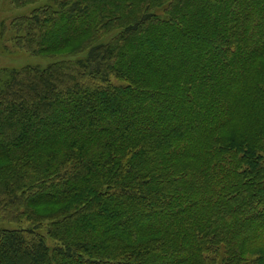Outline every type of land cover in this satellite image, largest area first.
Segmentation results:
<instances>
[{
	"label": "trees",
	"instance_id": "trees-1",
	"mask_svg": "<svg viewBox=\"0 0 264 264\" xmlns=\"http://www.w3.org/2000/svg\"><path fill=\"white\" fill-rule=\"evenodd\" d=\"M12 4L0 264H264V0Z\"/></svg>",
	"mask_w": 264,
	"mask_h": 264
},
{
	"label": "rangeland",
	"instance_id": "rangeland-1",
	"mask_svg": "<svg viewBox=\"0 0 264 264\" xmlns=\"http://www.w3.org/2000/svg\"><path fill=\"white\" fill-rule=\"evenodd\" d=\"M34 6L16 8L12 0H0V70L22 69L29 66L48 67L57 58L35 57L20 51L13 42L14 34L10 30L13 19L29 14ZM6 27V29H5ZM29 223H13L0 220V230L29 229ZM45 235V232L42 231ZM50 246L54 242L48 239Z\"/></svg>",
	"mask_w": 264,
	"mask_h": 264
}]
</instances>
